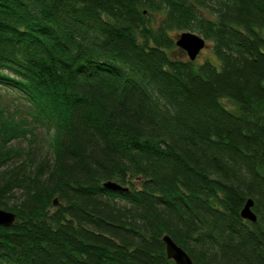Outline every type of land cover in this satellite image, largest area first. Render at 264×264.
<instances>
[{
	"label": "trees",
	"instance_id": "trees-1",
	"mask_svg": "<svg viewBox=\"0 0 264 264\" xmlns=\"http://www.w3.org/2000/svg\"><path fill=\"white\" fill-rule=\"evenodd\" d=\"M1 209L0 264H264V0H0Z\"/></svg>",
	"mask_w": 264,
	"mask_h": 264
},
{
	"label": "water",
	"instance_id": "water-1",
	"mask_svg": "<svg viewBox=\"0 0 264 264\" xmlns=\"http://www.w3.org/2000/svg\"><path fill=\"white\" fill-rule=\"evenodd\" d=\"M176 44L181 50L187 53L191 61H195L201 52L207 47L206 40L203 37L191 32H184L180 34ZM105 187L112 190L122 189L121 186L115 183H106ZM253 208L254 201L253 199H249L241 211V217L246 221L256 223L257 215L255 214ZM15 221V213L3 209L0 210V226L10 227L15 223ZM163 242L166 246L168 259L173 260L176 264H195L189 254L177 245L169 235H165L163 237Z\"/></svg>",
	"mask_w": 264,
	"mask_h": 264
},
{
	"label": "rangeland",
	"instance_id": "rangeland-1",
	"mask_svg": "<svg viewBox=\"0 0 264 264\" xmlns=\"http://www.w3.org/2000/svg\"><path fill=\"white\" fill-rule=\"evenodd\" d=\"M207 44H208V46L206 47V49H204L201 52V56L199 57V60L198 61L199 62H204V61H206L208 59H211V60L217 62L216 61V58L214 57L213 50L210 47V42H207ZM3 93H5V92H3ZM224 102L226 103V105L228 107H230V108L232 107V105L228 101H224Z\"/></svg>",
	"mask_w": 264,
	"mask_h": 264
}]
</instances>
